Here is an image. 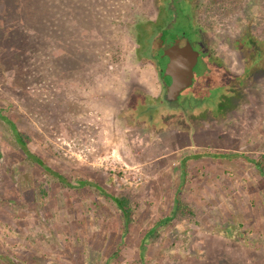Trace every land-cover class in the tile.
<instances>
[{"label":"rangeland","instance_id":"rangeland-1","mask_svg":"<svg viewBox=\"0 0 264 264\" xmlns=\"http://www.w3.org/2000/svg\"><path fill=\"white\" fill-rule=\"evenodd\" d=\"M167 5L154 45L202 61L152 128L129 108L163 94L136 37L160 0H0V109L55 171L0 118V264H264V0ZM104 191L136 201L127 230ZM177 198L194 214L163 222Z\"/></svg>","mask_w":264,"mask_h":264},{"label":"trees","instance_id":"trees-1","mask_svg":"<svg viewBox=\"0 0 264 264\" xmlns=\"http://www.w3.org/2000/svg\"><path fill=\"white\" fill-rule=\"evenodd\" d=\"M167 1L168 0H160V15L156 21H150L148 26H138V53L142 60L155 59V57L152 56V54L155 52V49H157V45H154V41L159 36V31L167 25V20L165 19L168 11ZM160 41L161 45L164 40L160 38ZM209 62L211 61L209 60ZM131 98H135V102L130 109L134 115V120L145 121L147 124L152 126V128L168 127L170 116H173L175 111L168 107V101H166L163 95L161 97H152L151 95L143 93L134 94ZM198 109L199 108H197L196 111H198ZM0 118L10 126L16 141L19 143L20 147L27 154V156L31 159H36L40 166H43L46 170L55 173V171L50 169V167L44 165L43 160L39 159L30 151L28 144L31 141V137L26 132L19 129L14 123L13 119L5 115L2 109H0ZM249 160L254 163L259 173L264 175V153L258 158H250ZM103 194L107 197H111L116 203V206L119 209L120 215L124 221V228L127 230L130 224H132L135 220V214L137 211L136 201L132 200L128 195L125 194L114 195L107 193L106 191H104ZM193 214V207L184 202L182 199L177 198L173 215L165 217L163 222H170L173 218L178 219L181 216H189ZM149 234L152 235V230ZM144 243L145 239L142 241V248H144Z\"/></svg>","mask_w":264,"mask_h":264},{"label":"water","instance_id":"water-1","mask_svg":"<svg viewBox=\"0 0 264 264\" xmlns=\"http://www.w3.org/2000/svg\"><path fill=\"white\" fill-rule=\"evenodd\" d=\"M184 43L185 46L170 58L168 64H159L164 97L170 102L176 101L181 92L193 84V69L198 58L190 42L187 40Z\"/></svg>","mask_w":264,"mask_h":264},{"label":"flooded vegetation","instance_id":"flooded-vegetation-1","mask_svg":"<svg viewBox=\"0 0 264 264\" xmlns=\"http://www.w3.org/2000/svg\"><path fill=\"white\" fill-rule=\"evenodd\" d=\"M158 16H159V14H158ZM157 20V19H156ZM155 20V21H156ZM171 35L173 36L172 37V39L171 40H167V38L164 40V42L161 44V47L160 46H158L157 47V49H155V52L152 54V56L153 57H155V59L154 60H147V61H150V62H152V63H154L155 64V66H156V68H157V71H158V73H159V75H160V72H159V64L160 63H166V64H168L169 62H170V58L171 57H173L174 56V54H176L175 52L174 53H171L169 50H170V48H177V51H179V50H181L184 46V41H183V37H182V34H181V32L180 33H176V32H171ZM137 37V36H136ZM188 40V39H187ZM189 41V40H188ZM166 42H170L169 43V45L167 44V45H165V43ZM191 44V43H190ZM165 45V46H164ZM195 52H196V50H195ZM197 54V64L195 65V67H194V69H193V84L192 85H194V76H195V68L196 67H198V65H199V63L202 61L201 60V57H200V55H199V53L197 52L196 53ZM163 60H166V61H163ZM211 61L210 63L212 64V66H213V68H215V69H217V68H222L223 69V71H224V73H225V79H226V81H227V83H228V87H229V82L230 81H234V77L231 75V73H229L226 69H228L225 65H223V64H218L217 62H214V60L211 58L210 59V57L208 56V61ZM160 78H161V75H160ZM161 81H162V79H161ZM235 81H237V82H241L242 80H241V78H239V77H237L236 79H235ZM191 85V86H192ZM162 86H163V83H162ZM191 86H189L188 88H190ZM227 87V88H228ZM188 88H186V89H188ZM227 88H225V89H227ZM230 88V87H229ZM185 89V90H186ZM233 89V91H234V89H235V87L234 88H232ZM184 90V91H185ZM236 90L237 89H235V91L234 92H236ZM227 91V90H226ZM164 92H165V90H164V86H163V97H164ZM183 92V91H182ZM181 92V93H182ZM165 98V97H164ZM178 100V99H177ZM176 100V101H177ZM167 101V100H166ZM174 102V101H173ZM221 102L219 101V99L217 100V102H216V105H217V108H221ZM228 104V103H227ZM131 107L132 106H130V108H129V111H130V109H131ZM129 116H130V118H132V120H134V115H133V113L130 111V114H129ZM134 121H136V120H134ZM141 121V120H140ZM137 122H139V121H136V123Z\"/></svg>","mask_w":264,"mask_h":264}]
</instances>
